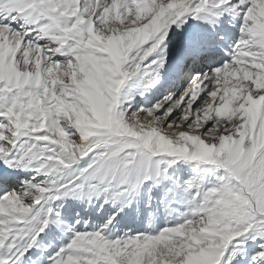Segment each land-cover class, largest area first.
Masks as SVG:
<instances>
[{"label": "snow or ice", "instance_id": "1", "mask_svg": "<svg viewBox=\"0 0 264 264\" xmlns=\"http://www.w3.org/2000/svg\"><path fill=\"white\" fill-rule=\"evenodd\" d=\"M0 264H264V0H0Z\"/></svg>", "mask_w": 264, "mask_h": 264}]
</instances>
